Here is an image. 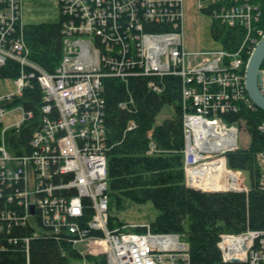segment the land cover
<instances>
[{
    "label": "built area",
    "instance_id": "2783aa9c",
    "mask_svg": "<svg viewBox=\"0 0 264 264\" xmlns=\"http://www.w3.org/2000/svg\"><path fill=\"white\" fill-rule=\"evenodd\" d=\"M26 1L0 0V67L9 58L23 67L15 89L0 94L1 238L10 246L25 244L28 264L33 241L46 237L63 240L83 256L103 252L108 264H191L190 244L180 234L110 224L104 79L127 74L180 77L186 182L201 190L215 189L197 171L211 170L210 164L227 166L226 154L238 149L240 125L224 116L238 110L237 101L253 106L243 71L245 53L263 33L257 25L260 4L253 0L202 3V9L222 23L243 25L246 32L238 51L220 44L202 62L197 60L202 57L200 51L194 59L197 62L191 63L179 31L180 0H57L63 18L64 55L57 69L47 72L30 58L24 39ZM27 66L31 70H25ZM36 74L45 89L43 116L25 141L23 126L34 114L23 105L11 106ZM149 85L158 93L165 89L154 79ZM260 89L264 94L263 65ZM122 107L128 106L123 103ZM15 110L21 113L19 119L6 124V114ZM136 126L132 121L128 128ZM207 157L216 160L202 161ZM258 158L264 189V149ZM229 171L232 176L226 189L248 192L237 171ZM78 244L88 248L83 250ZM218 246L225 261L264 264V229L223 233Z\"/></svg>",
    "mask_w": 264,
    "mask_h": 264
},
{
    "label": "trees",
    "instance_id": "16d2710c",
    "mask_svg": "<svg viewBox=\"0 0 264 264\" xmlns=\"http://www.w3.org/2000/svg\"><path fill=\"white\" fill-rule=\"evenodd\" d=\"M253 2L260 4L262 17L258 25L264 29V0ZM62 27L61 17L58 21L27 23L24 28L30 58L47 72H54L63 59ZM211 32L223 48L236 52L243 44L246 31L238 25L214 21ZM22 69L21 63L9 58L0 67V78H17ZM25 70L31 69L27 66ZM37 74L23 96L17 97L11 106L23 105L34 114L23 126L25 141L43 116L44 89ZM152 79L165 86L163 92L158 93L150 87ZM103 95L106 99L111 226L124 224L114 215L115 211L122 212L152 201L158 215L149 223L150 230L177 233L187 239L191 264H247L225 261L218 242L223 233L264 229V189L260 183L258 158L264 149V110L242 100L237 101L238 110L224 116L230 122L244 123L251 135L248 147L227 153L229 166L249 172V191H204L185 182L183 82L180 77L110 76L104 79ZM123 103L128 107L123 108ZM166 105L173 106L174 114L158 123L157 117ZM132 121L137 126L129 129ZM151 140L156 149H151ZM136 230L143 232L146 227ZM81 257L63 240L46 237L33 241L30 264H70ZM86 257L94 264H108L104 255ZM0 264H28L25 244L10 246L7 239L0 236Z\"/></svg>",
    "mask_w": 264,
    "mask_h": 264
},
{
    "label": "rangeland",
    "instance_id": "374dc122",
    "mask_svg": "<svg viewBox=\"0 0 264 264\" xmlns=\"http://www.w3.org/2000/svg\"><path fill=\"white\" fill-rule=\"evenodd\" d=\"M206 0H180V5L178 6L179 9V17H180V25L181 29L179 30L184 37L185 41V49L189 52L188 58L191 60V63L197 62L195 61V56L197 53L202 51L203 53L201 54L202 57L198 58L197 60L201 61L202 59H206L207 57L210 56L211 52L216 50V48L220 47V42L216 40L214 35L211 32L212 29V23L214 21H218L221 24L222 23L218 18L213 17L210 14V11L207 9H202L201 5L202 3H205ZM262 12V10H261ZM62 17L61 15V9H60V4L57 2H51L49 0H27L25 2L24 6V18L26 23H39V22H44V21H58ZM262 17V13L260 14V18ZM260 18L258 21H260ZM257 21V25H258ZM241 26L243 29V25H238ZM259 26V25H258ZM261 28V27H260ZM263 33L258 35L257 41L253 43V45L248 49V51L245 53V56H248L246 60V65L247 62L253 53L254 49L256 48L257 44L261 40V38L264 35V29L262 28ZM63 48H64V43H63ZM63 55H64V49H63ZM202 60V61H203ZM201 61V62H202ZM199 62V63H201ZM243 81H244V86L246 87V67L245 70L243 71ZM6 80L0 79V94L7 93L8 91H12L15 89L16 83L15 80L16 78H4ZM41 83V82H40ZM43 83H41L42 85ZM42 88L44 89L43 85ZM48 90H52L51 87H48ZM246 93L248 94L247 88H246ZM53 95V92H51ZM44 96H45V89H44ZM54 96V95H53ZM249 96V94H248ZM55 97V96H54ZM56 98V97H55ZM249 100H251L249 96ZM249 101V102H250ZM253 106L255 105L252 101ZM256 106V105H255ZM43 111V110H42ZM19 110H15L14 112L7 113L5 116L6 124H10L12 122L17 121L19 118L18 116L20 115ZM174 114V108L172 105H166L164 109L160 112V114L157 117V122L161 123L163 120L166 118L171 117ZM226 121H228L226 118H224ZM230 122V121H228ZM240 125V129L238 130V136H237V146L239 148H246L250 145L251 143V135L249 134L248 131H246V127L244 123L241 125L240 121L238 122ZM153 142V140H151ZM187 139L185 138V145H186ZM152 149V147H151ZM156 149V147L154 148ZM153 150V149H152ZM158 150V148H157ZM236 150V149H235ZM234 151V150H231ZM230 152V151H229ZM185 155V147H184V152ZM184 155V164L186 165V160L187 156L185 157ZM213 156H219V155H213ZM211 156V157H213ZM211 157H207L203 159L202 161H208L211 162L216 159H210ZM227 157V154H226ZM193 160L192 156L189 157V160ZM188 160V161H189ZM225 164V163H224ZM226 171H227V177L225 178V181L223 184L226 182H229L228 179L230 178L229 173L231 170V166L228 164V159H227V166H225ZM230 168V169H229ZM234 169V168H232ZM236 172V176L239 180L242 181L243 186H247V188L250 189V184H251V178L249 172H246L242 169H234ZM185 172V169H184ZM186 174H185V182H186ZM187 183V182H186ZM223 187L220 188H207L204 191H223V190H230L226 189ZM238 191V190H236ZM114 215L118 217V219L123 222V226L125 228H132V229H137V227H146L147 232L150 230L149 223L153 221L157 215H158V210L154 206L152 201H148L144 204H137L129 208L128 210L122 211V212H114ZM249 230V229H248ZM246 230V232L248 231ZM253 230V229H251ZM245 233V231H243ZM163 234H168V233H163ZM177 234V233H176ZM227 234H240V233H227ZM242 234V232H241ZM78 246L85 250L88 248L87 244H78ZM87 255H93V256H106L105 253L98 252L97 254H93L91 252L84 254V256L81 254V258H78L76 260H72L70 264H94V262L90 261L87 259ZM107 257V256H106ZM238 260L235 259V261L232 262H237ZM241 262V261H239ZM246 263V262H245Z\"/></svg>",
    "mask_w": 264,
    "mask_h": 264
},
{
    "label": "water",
    "instance_id": "95a60500",
    "mask_svg": "<svg viewBox=\"0 0 264 264\" xmlns=\"http://www.w3.org/2000/svg\"><path fill=\"white\" fill-rule=\"evenodd\" d=\"M264 62V35L246 65V88L253 103L264 110V94L260 89V71Z\"/></svg>",
    "mask_w": 264,
    "mask_h": 264
},
{
    "label": "bare ground",
    "instance_id": "6f19581e",
    "mask_svg": "<svg viewBox=\"0 0 264 264\" xmlns=\"http://www.w3.org/2000/svg\"><path fill=\"white\" fill-rule=\"evenodd\" d=\"M210 130H213V129L210 128ZM208 168H211V170H208V169L201 170L200 169L197 171L199 172V174L205 175V178H207L209 184L205 182L206 185L213 187V188H220L223 186H225L224 188H226L229 186L228 182L223 184L228 174L224 164L222 163H220L219 165L210 164ZM229 176H232V175L229 174ZM233 178L236 180V176L235 177L233 176ZM210 182H211V185H210Z\"/></svg>",
    "mask_w": 264,
    "mask_h": 264
}]
</instances>
